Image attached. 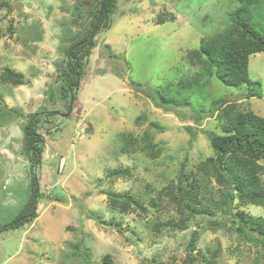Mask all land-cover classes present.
I'll use <instances>...</instances> for the list:
<instances>
[{
    "label": "rangeland",
    "instance_id": "obj_1",
    "mask_svg": "<svg viewBox=\"0 0 264 264\" xmlns=\"http://www.w3.org/2000/svg\"><path fill=\"white\" fill-rule=\"evenodd\" d=\"M3 2L0 226L14 219L30 195L31 162L24 138L30 114L62 113L42 117L39 130L46 145L35 172L45 197L32 222L0 232V264H85L75 253L76 244L89 249L90 264H101L106 253L116 264H147L154 258L161 264H206L188 260L194 229L200 232L197 250L216 252V264H264L261 245L232 230L231 217L197 214L185 230H158L157 223L176 220L179 213L173 203L154 207L150 200L177 178L185 158L194 167L214 154L207 132L221 128L217 112L207 116L213 100L230 96L240 110L264 117V51L250 56V77L261 82L262 95L249 99L244 96L247 83L226 85L215 74L203 75L202 65L188 58L203 38L231 24L237 0H117L111 27L95 35L71 111L69 97L61 92L62 68L66 48L90 27L92 0ZM159 16L167 21L159 24ZM8 67L22 72L25 83L6 79ZM188 77H198L195 90L177 94L179 81ZM164 87L177 105L159 107L149 97ZM196 110L205 114L200 122L190 118ZM140 115L145 119L136 122ZM123 135L136 138L140 146L151 142L160 154L151 158L137 146L121 151ZM117 168H128L129 174L110 177ZM106 192L136 194L147 211L113 209ZM242 209L264 217V207Z\"/></svg>",
    "mask_w": 264,
    "mask_h": 264
},
{
    "label": "trees",
    "instance_id": "obj_2",
    "mask_svg": "<svg viewBox=\"0 0 264 264\" xmlns=\"http://www.w3.org/2000/svg\"><path fill=\"white\" fill-rule=\"evenodd\" d=\"M116 1L92 0L94 9L90 16L89 29L66 48L67 58L62 68L61 92L65 97H69V111L74 108L77 101L81 78L85 73V64L92 48L96 45L95 35L101 29L107 30L111 27V14ZM3 5V0H0V8ZM230 19L231 24L225 29L203 38L199 48L190 50L188 58L192 63L202 65L203 75L211 77L215 74L226 85L239 87L247 83L249 90L244 94L245 98L261 96V82L251 79L249 63L251 54L264 51V0H237L236 8L230 13ZM157 21L163 24L167 19L159 16ZM4 75L14 84L25 83L24 75L20 71L8 67L4 70ZM197 79L198 77L192 79L188 77L180 80L177 94H181L184 90L194 91L193 87H196L199 81ZM169 90V87H164L163 92L156 90V94H149V97L159 107L168 104L177 105L173 96L166 95ZM212 106L207 116H213L217 112L221 128L220 132H207L214 154L194 167H189L188 158H185L177 178L162 187L155 197H151L154 207H160L165 201L173 203L179 213L176 220L159 222L156 227L158 230L162 226L173 230H185L188 228L189 219L197 214L214 217L217 213H223L232 218L230 226L232 230H236L254 244L261 245L264 256V217H255L242 209L248 204L264 207V117L251 109L240 110L237 99L230 96L213 100ZM57 113L62 112L60 110L34 112L30 114L25 124L26 151L31 162L30 195L14 219L0 226V232L17 229L32 222L38 216L40 200L45 195L35 168L42 163L46 145V138L39 129L44 114ZM204 115L203 111L196 110L190 118L200 122ZM143 119L145 116L140 115L136 118V122ZM122 141L121 151L123 152L137 149V146L149 157L156 158L161 151L151 142L140 146L136 138L131 136L123 135ZM128 174V168H117L113 169L109 175L125 177ZM213 181L216 186L212 184ZM106 195L110 206L120 212L147 211L145 203L136 194L106 192ZM58 200L64 202L63 198ZM88 215L100 220L98 215L90 212ZM210 223L218 224L219 222L211 220ZM115 227L119 231L122 230L118 225ZM199 236V230L194 229L187 246L188 260L192 263L202 260L206 264H216V252L208 251V254H205L197 250ZM81 245H75L77 250L75 253L81 256L85 264H90L89 249ZM101 264L116 263L112 254L106 253L101 258ZM147 264L161 263L154 258Z\"/></svg>",
    "mask_w": 264,
    "mask_h": 264
}]
</instances>
